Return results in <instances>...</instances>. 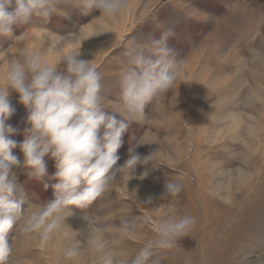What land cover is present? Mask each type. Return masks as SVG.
Returning a JSON list of instances; mask_svg holds the SVG:
<instances>
[{
	"label": "rangeland",
	"instance_id": "1",
	"mask_svg": "<svg viewBox=\"0 0 264 264\" xmlns=\"http://www.w3.org/2000/svg\"><path fill=\"white\" fill-rule=\"evenodd\" d=\"M77 2L61 0L47 19L14 25L12 36H0V87L20 47L37 49L56 63L62 53H48L47 37L80 33L73 47H81V58L93 60L102 74L105 111L124 120L114 110L121 106L119 77L130 39H159L163 30L173 28L167 45L183 59V67L173 89L146 105L142 121H128L129 149L138 141L146 143L136 151L142 157L155 152L153 161L138 164L132 176L118 177L86 208H73L63 229L43 246L14 227L9 264H103V254L111 255L114 264H131L141 247L156 238L160 220L170 215L191 216L196 223L175 248L158 253L161 264H264V3L127 0V9L108 19L98 10L85 13ZM14 8L13 0L8 11ZM120 21L121 30L113 33ZM9 91L15 112L6 123L16 130L9 138L17 142L12 153L22 162L19 145L28 113L19 94ZM127 159L129 153L117 166ZM45 161L48 176L33 179L36 188L32 183L31 190L25 168L14 169L33 208L55 199V160L49 155ZM169 180L182 185L178 195H167ZM46 181L51 182L47 189ZM91 229L104 242V253L87 242ZM69 247L81 250L71 262L64 255Z\"/></svg>",
	"mask_w": 264,
	"mask_h": 264
},
{
	"label": "clouds",
	"instance_id": "2",
	"mask_svg": "<svg viewBox=\"0 0 264 264\" xmlns=\"http://www.w3.org/2000/svg\"><path fill=\"white\" fill-rule=\"evenodd\" d=\"M60 2L14 0V10L8 11L13 0H0V36H12L14 25H29L37 17L47 19L58 11L56 5ZM76 6L85 13L98 10L100 17L115 19L127 9L128 3L78 0ZM79 34L47 37L48 53H62L56 63L49 62L45 53L37 49L20 47L4 74L6 84L0 87V264H9L15 239L10 243L9 233L14 227L26 236L38 238L43 246L63 229L66 218L74 215L73 208H86L104 196L118 177L132 176L138 164L153 161L155 152L143 157L137 153L136 148L146 144L139 141L129 149V159L120 166L117 151L128 129L124 120L142 121L146 105L173 89L180 76L183 59H178L167 45L169 37L175 35L174 29L163 30L159 39L149 35L143 42L135 38L127 42L123 53L126 63L119 77L121 106L114 110L124 120L105 111L108 108L102 95V74L93 60L81 58V47H73ZM9 89L19 94V101L28 113L25 139L19 145L22 162L12 153L17 142L9 138L16 130L6 123L15 112ZM49 155L56 167L51 178L58 180L51 185L55 199L33 208L24 187L17 183L14 169L24 167L29 170L30 179L43 181L48 176L45 157ZM48 187L44 183V188ZM166 189L167 195L176 196L182 185L169 180ZM151 202L149 198L147 203ZM195 223L191 216L170 215L161 219L156 238L141 247L131 264H161L158 253L175 248ZM128 231L125 225L123 232ZM87 242L98 253H104L105 244L93 229ZM80 252L78 247H69L64 255L71 262ZM102 260L103 264H114L111 255L103 254Z\"/></svg>",
	"mask_w": 264,
	"mask_h": 264
},
{
	"label": "trees",
	"instance_id": "3",
	"mask_svg": "<svg viewBox=\"0 0 264 264\" xmlns=\"http://www.w3.org/2000/svg\"><path fill=\"white\" fill-rule=\"evenodd\" d=\"M258 2H261V3H264V0H257ZM108 114H110V115H115L116 116V118L118 119V120H123V118H121V117H119V116H117L116 114H114V113H112V112H108V111H106ZM124 122L125 123H127L128 125H129V122L128 121H125L124 120ZM130 134H131V132H130V130H129V126H128V129H127V131L123 134V137H122V140H123V143H122V146L118 149V151H119V154L117 155L118 157H119V159H118V161H117V163H120L121 161H122V159L126 156V154H128L129 153V146H130V139H129V137H130ZM24 172L23 173H28V169H24L23 170ZM52 171H54V173L56 172V167H55V163L53 162V164H52ZM24 179V177H22V181H24L23 180ZM34 178H32L31 180H30V182H29V184L27 185V189L28 190H31L33 187L34 188H36V185H35V182H32V180H33ZM36 180V179H35ZM32 183L34 184V186L32 187ZM44 183H51L50 181L48 182V181H46V182H44ZM44 183H43V185H44ZM50 187V186H49Z\"/></svg>",
	"mask_w": 264,
	"mask_h": 264
},
{
	"label": "bare ground",
	"instance_id": "4",
	"mask_svg": "<svg viewBox=\"0 0 264 264\" xmlns=\"http://www.w3.org/2000/svg\"><path fill=\"white\" fill-rule=\"evenodd\" d=\"M120 23H121V21L118 22V23H116V29L114 30V32L112 31L113 33L118 34V32L121 30V24H122V23H121V24H120ZM103 30L108 31L109 29L107 30V28H105V29H103ZM108 32H109V31H108ZM35 34H36V32L34 31V32H33V36H34ZM31 35H32V34H31ZM91 41H93V39H90V42H91ZM236 127H237V126H236ZM248 137H249V136H248ZM248 137H247V139H248ZM254 137H255V136H253V140H254ZM250 140H252V139H250ZM248 141H249V140H248ZM248 141H247V142H248ZM246 144H247V143H246ZM250 146H251V145H250ZM252 153H253V152H252ZM249 167H250V166H249ZM144 192H145V191H144ZM227 193H228V192H227ZM160 212H161V211H160ZM162 213H163V211H162ZM160 214H161V213H160ZM160 217H162V216H160Z\"/></svg>",
	"mask_w": 264,
	"mask_h": 264
}]
</instances>
